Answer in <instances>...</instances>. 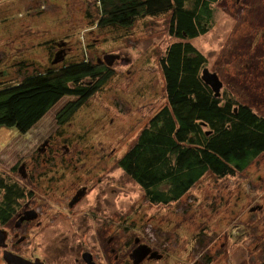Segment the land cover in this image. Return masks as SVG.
<instances>
[{
    "label": "rangeland",
    "instance_id": "1",
    "mask_svg": "<svg viewBox=\"0 0 264 264\" xmlns=\"http://www.w3.org/2000/svg\"><path fill=\"white\" fill-rule=\"evenodd\" d=\"M29 2L7 0L6 10L0 8V22L6 18L0 25L4 36L0 41L9 35L13 38L18 22L30 23L15 31L17 45H0V85L16 83L25 74L52 66V46L37 45L44 40L60 38V51L66 52L63 61L76 62L86 54L92 62L103 55H119L121 60L110 65L114 74L104 87L53 134L56 140L62 132L68 146L65 152L107 155V160L100 161L90 156L85 170L79 164L72 166L66 182L60 184L66 207L75 194L66 186L77 175L91 174L90 189L75 206V213L85 217L80 230L89 228L93 239L81 240L82 232H78L75 239L64 241L62 250L59 240L49 236L21 242L15 250L44 258L48 264H82L81 254L90 248L97 264H132L126 243H133L132 238L139 235L146 244L168 254L161 261L145 264L204 263L212 243L220 247L223 241L230 250L228 264H233V257L235 264H264V154L235 175L217 178L207 173L180 201L167 205L150 204L117 165L150 117L166 104L159 59L174 41L168 33L169 13L139 17L130 28L120 29L97 26L100 9L96 0H47L41 15L33 9V17L23 11ZM212 8L210 29L191 43L205 56V67L221 80L220 95L228 93L264 116V0H219ZM20 28L28 29L25 33ZM73 99L63 97L26 134L0 128V169L11 172L18 159L33 152L41 138L54 130L56 110ZM106 221L111 231L101 238L104 227L100 225ZM72 228L65 226L66 234Z\"/></svg>",
    "mask_w": 264,
    "mask_h": 264
},
{
    "label": "trees",
    "instance_id": "2",
    "mask_svg": "<svg viewBox=\"0 0 264 264\" xmlns=\"http://www.w3.org/2000/svg\"><path fill=\"white\" fill-rule=\"evenodd\" d=\"M96 1L100 27L127 29L139 17L169 13L168 33L174 41L159 59L166 104L117 160L150 204L176 203L207 173L232 176L264 154V116L228 93L215 95L201 78L206 58L191 40L210 29L212 5L219 0ZM88 58L62 59L61 66L32 71L16 83L0 85V128L26 134L63 97L74 99L56 119L59 124L69 121L114 74L97 59ZM23 196L0 169V215L14 212Z\"/></svg>",
    "mask_w": 264,
    "mask_h": 264
},
{
    "label": "flooded vegetation",
    "instance_id": "3",
    "mask_svg": "<svg viewBox=\"0 0 264 264\" xmlns=\"http://www.w3.org/2000/svg\"><path fill=\"white\" fill-rule=\"evenodd\" d=\"M29 1V3L23 5V11L27 13V16L29 14L31 17H33V9H35V15L37 13H40L41 15V10H43V5L47 0ZM6 2L7 0H0V8L6 10L4 5V3ZM5 21L6 18L1 20L0 25L3 24ZM29 24L30 23L27 21L18 22L17 24H15L13 38L12 35H9L8 40L5 39L4 41H0V45H2V42L3 46H5L6 48H10V46L14 44L17 45V41H15V39L18 38L16 37L15 31L18 32V27H25ZM29 28L31 30L32 26H30ZM36 28L39 31L38 26ZM20 29L25 30L26 33L28 28ZM1 32L2 30L0 31V39L4 38ZM25 39L28 38L24 37V41ZM18 43L22 45L24 42L18 40ZM37 45H39V48H48L49 45H51L54 51L52 52V57L49 60V64L52 66L60 65V38L55 40L52 39L50 41L44 40L43 42H38ZM64 46H66V44H64ZM63 53L65 56L66 52L63 51ZM56 56L59 58V61L54 63L53 60L56 58ZM103 56L97 57L98 63L110 67L103 60ZM64 58L65 57H63V59ZM119 60H121L120 56L113 61V64L115 62H118ZM1 73L2 72L0 71V74ZM69 101L65 102L61 107L56 110L54 115V130L52 132H48V135L41 138V141L37 144L33 152L28 154L25 158L18 159L15 164L10 168L11 172H5L6 175H9L12 181L17 184V187L22 190L24 196L21 201H23L24 199V203L20 201L17 205V208H15L14 212L7 210L6 212L0 215V264H11L8 261L10 258L9 255H17L30 262L38 260L43 264H48V262L44 258H41L39 260L37 256L33 258L31 257L32 254L25 255L15 250V246L21 244V242L30 239H46L49 236L54 239L56 237L57 240H59L60 242L62 250V247L64 246V241L75 239L74 234L78 232H82L81 240L93 239L92 235L88 233L89 228H84L80 230L79 226L80 224L84 223L85 217L77 216L80 213L78 211L75 213V206L78 205L85 198L90 189L87 185V181L91 179V174L89 172H85L83 174L77 175V179H74L68 186H66L68 188L67 190H72L75 192V194L71 196L70 200L67 202L66 207L64 201L65 191L60 190V184L63 185L64 181L66 182L65 175L69 174L72 166L76 167V165L79 164L81 170H85L87 159L90 156L96 157L97 155L94 154L82 156L77 152H65L67 151L68 146L64 143V136H62V132H60V136H58L57 133L56 140L53 139L54 132L57 129H60L61 125L65 124H59V120L56 119V115L60 113V111ZM67 122L66 124H68ZM106 157V154H102L101 156H97L96 159L98 161L107 160ZM77 183L81 184L77 185ZM65 210L67 217L66 220ZM83 214H87V212H84ZM107 225H110L107 221L104 222V226H102V224L100 225L101 228L104 227L102 229L104 231V235L101 238H105L106 235L109 234V232L111 231V227ZM65 226H73V228L68 229L66 234ZM124 228L126 229L127 226H124ZM95 234L100 236L101 232L97 230ZM233 237H235V234H233ZM133 238L132 241L134 243V247L132 242L128 241L126 243V245L129 244V247L132 246L130 250L128 247L126 253L129 259L128 261L132 264L134 263L130 254L135 248L141 245H145L149 247L151 251L157 252L160 255V258L153 259L150 258L149 255H147L138 264H145L151 261H161L162 259H165L167 257L168 254L159 252V250H156L150 245L146 244L142 239H140L139 235L134 236ZM230 239L231 238L228 237L226 239L227 242ZM234 241L231 244L235 245ZM225 246L226 244L224 243V241L220 242V247H216V244L212 243V248H209L206 251V261H204V263H200L198 260L191 262V264H228L230 250H226ZM62 250H60V252ZM233 250L232 253H234ZM84 253L90 254L92 262L94 264H97L94 252L90 248L89 250L85 249L84 252L81 254L82 264H87L83 258ZM76 261H78V259H76ZM232 261L233 264H235L234 257Z\"/></svg>",
    "mask_w": 264,
    "mask_h": 264
},
{
    "label": "water",
    "instance_id": "4",
    "mask_svg": "<svg viewBox=\"0 0 264 264\" xmlns=\"http://www.w3.org/2000/svg\"><path fill=\"white\" fill-rule=\"evenodd\" d=\"M61 45L62 44H60V46ZM62 54H63V51L61 50L60 51V61L63 59ZM118 57H119L118 55L103 56V60L107 63V65L110 66L113 63V61ZM58 61H59V58L56 56V58L53 60V62L56 63ZM201 78L211 88V90L214 92V94L218 96V94L220 93V89L222 87V82L219 79L218 75L215 72H211L207 68H204V69H202V72H201ZM251 210H254V208H251ZM147 255H149V257L153 258V259L160 258V255L157 252L151 251V249L145 245L138 246L130 254L131 258L133 259L134 264H138ZM9 256H10V258L8 261L11 264H43L38 260L30 262L28 260L23 259L22 257L17 256V255H9ZM83 258L87 264H94L92 262V258H91L90 254L84 253Z\"/></svg>",
    "mask_w": 264,
    "mask_h": 264
}]
</instances>
